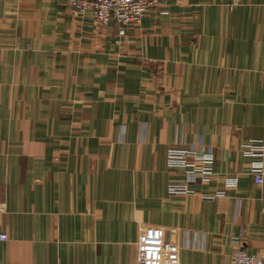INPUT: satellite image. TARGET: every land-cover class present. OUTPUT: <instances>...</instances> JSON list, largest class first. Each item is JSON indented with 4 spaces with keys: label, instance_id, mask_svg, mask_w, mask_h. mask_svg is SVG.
I'll return each mask as SVG.
<instances>
[{
    "label": "crops",
    "instance_id": "1",
    "mask_svg": "<svg viewBox=\"0 0 264 264\" xmlns=\"http://www.w3.org/2000/svg\"><path fill=\"white\" fill-rule=\"evenodd\" d=\"M120 28L0 0V264H229L239 234L263 250L246 151L264 152V0H163ZM173 144L215 153L195 193L168 192Z\"/></svg>",
    "mask_w": 264,
    "mask_h": 264
},
{
    "label": "built area",
    "instance_id": "2",
    "mask_svg": "<svg viewBox=\"0 0 264 264\" xmlns=\"http://www.w3.org/2000/svg\"><path fill=\"white\" fill-rule=\"evenodd\" d=\"M163 0H67L76 12L83 13L88 9L93 10L95 23L105 26L112 20L120 25L119 35L126 33V27L132 23H139L147 12L160 6ZM251 144H249L250 146ZM253 156H264V152H255L252 148L246 151ZM216 156L211 148L196 145L173 144L168 148L166 162L169 168L183 171V178L168 185L170 194H191L197 191L196 186L207 183L214 174ZM251 172L258 184H264V160H257L251 166ZM228 183H232L228 180ZM225 191L209 193L201 192L204 199L213 200L223 196ZM264 208V198H263ZM245 235L239 234L232 238L237 244L231 253L229 264H264V248L261 252L250 253L245 246ZM8 235L0 233V239L5 240Z\"/></svg>",
    "mask_w": 264,
    "mask_h": 264
}]
</instances>
